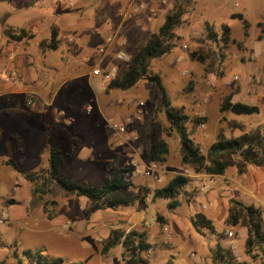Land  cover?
<instances>
[{
	"label": "rangeland",
	"instance_id": "obj_1",
	"mask_svg": "<svg viewBox=\"0 0 264 264\" xmlns=\"http://www.w3.org/2000/svg\"><path fill=\"white\" fill-rule=\"evenodd\" d=\"M73 1L74 6L69 7L67 0H0V40L4 38L2 29L7 27L28 28L37 23L39 28H49V31L54 25L57 28H81L83 23L75 24L77 15H86L87 20L91 18L89 21L93 23L92 27L98 29L93 8L89 7L82 12L79 3ZM234 15L236 17L233 18ZM238 15L248 21L247 37L244 36V28ZM163 18H158V23L143 31V37L146 38L150 31H155ZM206 24L215 32V39L207 35ZM224 25L229 27L227 35H224ZM106 32L109 31H102L104 36L107 35ZM129 32L132 39L129 41L128 37L126 38L127 45L123 49L133 52L141 33L139 35L136 30ZM48 34L41 42V49L48 54L49 62L56 73L48 72L50 75L44 77L43 70L40 71L41 62L36 67H39V73L33 72L35 78L41 77L39 81L46 83L44 89L49 90L50 95L55 93L52 103L45 106L48 108L40 116V121L44 124L67 121L69 137L67 136L63 146L55 147L65 156L60 175L82 184L99 186L106 174H112L109 166L117 163L127 169L126 176L132 181V185L124 193L133 195L140 187H147L152 191L164 185L175 174H186L189 180L177 198L179 205L175 208L168 206L172 198L152 201V192L146 197V208L149 206L147 209L141 210L137 205L130 207L139 210L135 212V217L146 223L151 222L155 215L164 216L171 221L195 205L206 202L208 198L204 192L209 191L215 196V199L210 201L211 207H216L217 215L225 218L229 200L244 198L239 195V188L254 191L260 199L256 204L261 206L264 212V168L249 166L246 173L238 174L234 167H229L223 175H212L196 173L192 167L183 165L179 136L170 128L165 114L157 109L158 95L151 83L141 80L128 90L99 95L98 102L102 106L99 111L86 76L78 77L80 73L74 72L81 69L80 64L86 66L88 61L86 62L84 57L94 51V47L89 51V48L81 45L79 39L68 41L69 35L77 37L76 33H72L59 38L57 49L51 50L46 47L50 32ZM176 35L175 46L171 52L152 59L149 68L151 73L161 77L172 105L190 116L187 127L191 137L199 144L201 152L206 153L208 146L220 132L225 137L232 138L256 128L262 129L264 0H194L193 5L184 14ZM74 45L77 61L70 57ZM191 53H194V57H191ZM32 56L36 60L40 58L39 52L34 49ZM118 65L122 69L123 64ZM92 77L93 81L97 82L101 79L96 75ZM227 96H230L232 101L254 103L258 105L259 112L249 115L221 113L220 103ZM26 106L28 107V104ZM31 107L42 110L44 102L38 99ZM126 117L132 120L125 134L128 139L115 148L111 140L114 142L117 138L112 137L113 131L107 120H124ZM194 117H205L206 120L196 123L193 121ZM5 118L9 120L5 127L7 131L18 129L17 118ZM158 140H163L167 145L166 161L163 164L150 163L148 157L150 145ZM34 143L31 141V144ZM6 155L17 158L14 144L7 143L0 149V158ZM27 155L29 160L26 162L21 160V156L17 159L19 165L26 170H37L46 164L44 160H34L33 149L29 150ZM152 164L158 166L152 175H147L146 170ZM16 183V192H12L8 185L0 187L6 190L3 193L5 196L14 197L17 202L5 208L20 217L12 223H0V242L4 243L7 255L5 261L0 264H31L26 252L40 254L39 258L42 260L60 257L63 259L62 264H110L111 261L107 258L111 257L112 253L114 264H119L116 248L104 257L100 253L105 237L98 236L96 232L99 225L114 223L118 219L116 213H126L128 208L123 211L92 210L91 201L87 197L66 194L55 185L51 186L48 194L39 197L32 194L33 184L27 180H18ZM202 185L208 188L201 189ZM31 194L34 202H39L42 209H32L34 215L27 216ZM217 200L221 201V206L217 205ZM39 211L44 216L56 215L55 223H58L59 227L47 233L32 232L30 228L35 226V213ZM27 218L32 221L29 222ZM225 220L223 225L217 220L213 222L216 228L222 229L217 233L219 244L230 248L241 260L242 257L247 258L242 240L245 230L239 226H230ZM164 222L160 223L161 227ZM230 230L234 233L232 238L227 236ZM198 237L200 238L195 240L194 244L188 239H183L176 243L174 249H163L154 254L174 255L173 264H213L210 249L215 246L216 240L213 236ZM151 239L153 240L152 237ZM228 240L233 241V247H229ZM37 260L34 256L33 261Z\"/></svg>",
	"mask_w": 264,
	"mask_h": 264
},
{
	"label": "trees",
	"instance_id": "obj_2",
	"mask_svg": "<svg viewBox=\"0 0 264 264\" xmlns=\"http://www.w3.org/2000/svg\"><path fill=\"white\" fill-rule=\"evenodd\" d=\"M193 3L194 0H171V7L163 16V21L159 27L147 34L148 36L144 41L131 53L130 59L122 63V69L118 65L119 63H116L118 74L114 80L106 84L104 93L109 94L114 91L128 90L141 80L151 83L158 95L157 109L165 114L170 128L175 130L179 136L181 162L185 166L192 167L196 173L223 175L227 168L234 167L238 174H244L249 166L264 168V127L262 129L256 128L232 138H227L220 132L215 141L208 146L206 153L203 154L199 144L191 137L187 127L190 116L172 105L161 77L150 72L151 60L170 53L175 46L176 31L183 21L184 14ZM238 17L241 19L244 28V36L247 37L248 21L242 18L241 15H238ZM223 28L224 35H227L229 32L228 25H224ZM205 30L209 37L215 39L216 34L209 24L205 25ZM3 31L10 40L32 37V33L24 27H7ZM59 41L58 30L54 25L50 29L46 47L56 50ZM191 57H194V53H191ZM201 60L204 59L201 58ZM219 111L221 113L230 112L232 114L249 115L257 114L259 107L256 104L232 101L231 97L227 96L220 103ZM205 120V117L193 118L196 123H203ZM167 151V145L163 140L152 143L148 151L150 163L163 164L166 161ZM8 163L33 184V195L42 197L51 191L52 185H55L66 194L87 197L91 201L92 210L117 209L134 205L145 209L146 197L151 192L152 201L159 198H172L169 206L175 208L179 205L177 198L181 195L189 180L186 174L178 173L172 176L164 185L156 187L152 191L147 187H140L136 194L126 195L124 191L132 185V181L126 176L127 169L117 163L109 166L112 174H106L99 186L82 184L60 175L59 171L63 163V154L60 150L50 148L47 165L37 170H25L16 166L12 161ZM48 217H53V214H48ZM194 217L197 226L214 231L211 220L207 219L205 215L199 212ZM156 218L160 223L164 222L162 216L157 215ZM225 219L226 224L239 226L245 230L243 243L247 258L237 260L236 255L230 248L218 245L212 251L214 264H249L251 260L264 255V218L261 206L254 203L246 204L238 199L231 198ZM116 246L121 247L123 264H146L141 252L153 245L148 241L145 231L131 229L125 232L121 228H112L102 244L100 253L102 255L107 254L109 250ZM26 253L31 264L63 263V259L60 257L42 260L39 258L40 254ZM34 256L38 258L37 261H33ZM69 264L82 263L71 262Z\"/></svg>",
	"mask_w": 264,
	"mask_h": 264
},
{
	"label": "crops",
	"instance_id": "obj_3",
	"mask_svg": "<svg viewBox=\"0 0 264 264\" xmlns=\"http://www.w3.org/2000/svg\"><path fill=\"white\" fill-rule=\"evenodd\" d=\"M75 2L79 3V6L82 8V12L84 9L91 7L94 10L95 21L97 24V28L92 27V22L86 19V15L76 16L75 24H82L81 28H57L58 37L61 38L67 34L76 33L79 40H81V45L83 47L89 48L90 51L93 47L94 49L103 43L104 34L102 31L108 30L110 32L111 26H114L118 22V13L124 7V0H75ZM146 9L142 8L138 12V14L125 23L122 29V35L126 39L128 37L129 41L132 39L129 31L136 30L141 33L140 40L135 43L134 47H137L144 41L143 31L150 28V25L154 23H158V18L162 17L160 15L154 17L150 22L146 23V28H140L138 22L145 16ZM84 21V22H83ZM160 25V24H159ZM24 27V26H20ZM31 27V28H29ZM27 29L29 32H32V37H23L20 40H10L4 34V28L2 29V33L4 38L0 40V149L4 148L7 143L11 145L14 144L16 152L18 153L17 158L12 155H6L0 158V187L4 185H8L7 187H11L12 192L17 191V183L18 180L25 179L21 173H19L9 161H12L16 164V166L25 169L23 166H20L17 159L21 156V160L26 162L29 160L28 151L33 149V157L34 160H44L48 163L49 149H56L57 146H63L67 141V121L63 122H54L44 124L40 121V116L47 111L48 107L52 103V99L54 98L55 93L50 95L49 90L47 91L45 88L46 83H42L39 79L34 77V72L39 71V67L36 69L37 64L41 62L40 71L43 70L44 77L49 76L50 73L55 74V68L50 64L49 57L46 52L41 49L42 40H45L48 37L49 28H39L38 24H33L29 26ZM101 28V31H99ZM108 32V33H109ZM107 33V32H106ZM107 33V34H108ZM77 42V41H75ZM127 43V39L125 41ZM123 46L118 45V43L114 46L113 51H116L120 48H125L127 44ZM40 48V51H39ZM33 49L39 52V59H35L32 56ZM75 45L72 47L71 51H73L72 56H70L74 61H77L75 58ZM126 51V50H125ZM131 55L132 52L126 51ZM8 55V56H7ZM87 62L86 66L80 64L81 69L78 71H74L76 73H80L78 77L86 76V79L89 83V87L92 91L94 99L96 101V107L100 111L101 107L98 102V96L104 93V88L106 84L100 79L99 82L93 81V77L90 73V69L93 65V51H91L88 56L84 57ZM84 61V62H85ZM109 62L114 63V59L112 56L109 57ZM117 63V62H115ZM90 68H89V67ZM80 68V67H79ZM47 73V74H46ZM43 77V78H44ZM44 89V90H43ZM38 99L44 102V107L42 110H38L35 107H31ZM121 100V99H120ZM248 103V102H247ZM28 104V107L26 106ZM254 104V103H253ZM30 106V107H29ZM15 115V116H11ZM5 117L17 118V128L14 130L7 131V121L9 120ZM97 128V127H96ZM37 133V134H36ZM96 135V134H95ZM113 138H117L115 133L112 134ZM96 137V136H95ZM35 142L34 144H31ZM114 147L118 148L119 141L118 138L114 142ZM107 143V142H106ZM109 144V142L107 143ZM36 145V146H34ZM130 146V145H129ZM31 148V149H30ZM73 149V148H72ZM48 150V151H47ZM17 155V154H16ZM118 157V156H117ZM65 156L63 155V162ZM63 164V163H62ZM13 169V170H12ZM26 170V169H25ZM28 170V169H27ZM23 178V179H22ZM26 180V179H25ZM29 182V181H28ZM31 183V182H30ZM32 184V183H31ZM239 195H241L243 200H240L246 204H256L259 202V197L256 195L254 191L244 190L239 188ZM31 190V189H30ZM6 190L0 188V223L1 221L12 223L16 220H19L20 217L16 213H12L8 211L6 208L16 202L14 197L5 196L3 193ZM31 193V191H30ZM200 194V193H198ZM203 194V193H201ZM205 197L207 196L208 202L200 203V205H195V207L190 208V210H186L180 216H176L171 221H168L166 217L163 216L164 225L160 226V222L156 220L155 217L151 220V222L146 223V221L139 220L135 217V212L139 210H134L130 207H119L118 210H126L124 212H118L116 215L118 219L112 224H101L99 228H97V235L100 237H105V240L108 237L109 231L112 228H121L125 232L131 230L132 228L135 230L145 231L147 234L148 241L153 245L151 248L144 250L141 252V256L145 259L146 264H173L174 255L163 254L161 256H157L154 253L159 250L166 249H174L176 247V243L179 241H183V239H188L191 244L195 243L198 236L202 237H211L213 236L215 241V246L210 249V258L212 261V251L217 248L219 244L217 233L222 230L220 228H216L214 225V220H217L219 223L223 225L224 217L217 215L216 207L212 208L210 201L214 200L215 196L212 192H204ZM31 194V205L28 209L27 216H31L33 212L32 209L40 210L42 206L39 202H34ZM203 198H205L202 195ZM218 202V204H217ZM216 204L221 206V201L217 200ZM208 205V207H207ZM169 206V204H168ZM3 207V208H2ZM6 207V208H5ZM149 207V206H148ZM147 207V208H148ZM145 208V209H147ZM144 210V209H141ZM36 212V216L34 217L35 226L31 227L30 230L34 233H47L55 230L59 227L58 223L55 221L57 219L56 215L53 217H48V215L44 216L42 212ZM202 213L205 217L211 220L212 225L214 227V231H210L205 227L197 226L194 222L195 214ZM6 214L3 217V214ZM34 215V214H33ZM179 215V214H178ZM12 217V219H10ZM22 216V213H21ZM156 218V219H155ZM264 218V212H263ZM28 219V218H27ZM31 222V218L28 219ZM66 220V219H65ZM64 220V222H66ZM34 225V224H33ZM44 225L43 227H40ZM35 227V228H34ZM153 240L151 239V237ZM242 240L245 239V232L242 234ZM1 239V237H0ZM104 240V241H105ZM104 241L101 243H104ZM4 243L0 242V263H3L7 258L6 250L4 249ZM221 246V245H220ZM100 247V249H101ZM116 250L119 253V264H123V260L121 255V247L116 246ZM113 249V248H112ZM111 249V250H112ZM111 250L104 256L110 254ZM110 264H114L115 260H113L112 253L111 257H108ZM243 259V257H242ZM246 259V258H244ZM264 255L259 256L254 260H251L249 264H264ZM213 263V261H212ZM214 264V263H213Z\"/></svg>",
	"mask_w": 264,
	"mask_h": 264
},
{
	"label": "built area",
	"instance_id": "obj_4",
	"mask_svg": "<svg viewBox=\"0 0 264 264\" xmlns=\"http://www.w3.org/2000/svg\"><path fill=\"white\" fill-rule=\"evenodd\" d=\"M66 1V0H64ZM125 5L118 13V22L116 25L111 26L110 32L104 38L103 43L97 46L93 51V65L90 73L101 78L104 84H108L114 80L118 74L117 63L127 62L131 55L128 54L123 48L113 51L114 46L118 45L123 46L126 42V39L122 35V29L126 22L134 18L140 9L145 8V16L141 21L138 22L140 28H146V23L150 22L154 17L160 15L164 16L169 8L171 7V0H124ZM69 7L74 6L73 0H67ZM73 39H79L76 36L69 35L67 36L68 41ZM185 47V45H183ZM112 56L114 63L109 62V57ZM141 104V102H140ZM139 118V116H137ZM131 118L126 117L124 120H117L114 118H109L107 120L109 127L115 133L118 138L119 144H122L124 140L128 139L125 137L127 132V126L131 123ZM203 126V124L201 125ZM158 165L152 164L150 168L146 170L147 175H152L156 170ZM207 186L202 185L201 189H207ZM6 214H3L5 217ZM234 235L233 231H228L227 236L232 238ZM229 247H233V241L228 240ZM237 260H241L239 256H236Z\"/></svg>",
	"mask_w": 264,
	"mask_h": 264
}]
</instances>
